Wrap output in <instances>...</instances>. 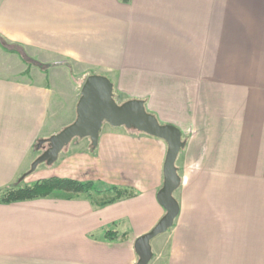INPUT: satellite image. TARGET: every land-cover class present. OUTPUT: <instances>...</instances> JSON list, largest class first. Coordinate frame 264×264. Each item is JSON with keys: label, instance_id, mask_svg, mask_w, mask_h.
<instances>
[{"label": "crops", "instance_id": "obj_1", "mask_svg": "<svg viewBox=\"0 0 264 264\" xmlns=\"http://www.w3.org/2000/svg\"><path fill=\"white\" fill-rule=\"evenodd\" d=\"M0 38L29 59L0 45V200L76 120L86 78L103 76L187 140L180 213L151 264H264V0H0ZM167 152L109 125L97 148L73 140L22 183L61 181L54 195L0 203V264H137L136 241L166 214ZM86 183L134 196L99 207Z\"/></svg>", "mask_w": 264, "mask_h": 264}, {"label": "water", "instance_id": "obj_2", "mask_svg": "<svg viewBox=\"0 0 264 264\" xmlns=\"http://www.w3.org/2000/svg\"><path fill=\"white\" fill-rule=\"evenodd\" d=\"M76 120L57 135L38 143L41 155L32 163L30 170L20 179L23 181L34 173L40 165H53L64 149L75 139H89L93 148L99 144L104 125L113 128L134 129L139 133L163 140L168 145L164 165V185L158 193V201L166 214L148 234L135 243L137 264H150L154 258L152 241L166 234L174 227L180 213L175 193L181 186L177 161L186 143L182 134L173 125H164L146 110L141 100H130L118 104L114 99V86L103 76L92 75L86 78L77 105Z\"/></svg>", "mask_w": 264, "mask_h": 264}, {"label": "trees", "instance_id": "obj_3", "mask_svg": "<svg viewBox=\"0 0 264 264\" xmlns=\"http://www.w3.org/2000/svg\"><path fill=\"white\" fill-rule=\"evenodd\" d=\"M124 4H129L131 0H120ZM0 45L5 49L13 53H17L22 58L24 61H28L29 59L27 56L24 54L22 47L18 45H11L7 43L5 40L0 38ZM115 98V96H114ZM182 140L187 144L186 138L182 137ZM37 149V146H36ZM61 181H56V180H44L35 183L34 185L31 186H22L21 181L18 180L17 184L13 186L11 189L7 190L6 192L3 193L0 203L2 204H12L16 202H23V201H32V200H37V199H45L48 197H51L58 191L59 185H61ZM83 190L91 194L90 196L94 195L95 198L98 199V196H103L105 193L101 194H95L92 191H95V185L93 183H86L82 185ZM111 193H114L113 197L111 199L105 198H100L101 202H97V205L99 207L107 206L114 204L124 198H130L134 196V193L130 190L126 189H120V188H111L109 190ZM63 193L71 194V188L70 187H65L63 190ZM93 193V194H92ZM98 195V196H97ZM74 195H70L69 198L72 199L74 198ZM105 238L108 241H115V240H124L126 239L125 236H119L116 232L113 231H108L105 234Z\"/></svg>", "mask_w": 264, "mask_h": 264}, {"label": "rangeland", "instance_id": "obj_4", "mask_svg": "<svg viewBox=\"0 0 264 264\" xmlns=\"http://www.w3.org/2000/svg\"><path fill=\"white\" fill-rule=\"evenodd\" d=\"M77 75V74H76ZM78 76L80 77L81 76V74H78ZM85 80V78H83V81ZM115 98H116V101H117V103L118 104H123L124 102H125V100L123 99V98H121V97H119L117 94L115 95ZM39 153H41V152H39ZM43 165H45V164H43ZM20 180V179H19ZM22 183H24V182H22ZM23 186V185H22ZM112 197L113 196V194L111 195V194H108L107 193V195H103V196H101L102 198H105V197ZM171 232L172 231H170V234H171ZM165 238V239H164ZM163 239L162 238H160V239H158V240H156L155 242H154V244H156L157 242H159V241H162V240H164V241H167V240H171L172 239V237H170V236H168V237H164ZM156 246H157V248H156ZM156 246H155V248L156 249H158L159 247H158V245L156 244ZM166 253H167V246L166 247H164V249H162V254L164 255V258L166 257ZM151 264V263H150Z\"/></svg>", "mask_w": 264, "mask_h": 264}]
</instances>
